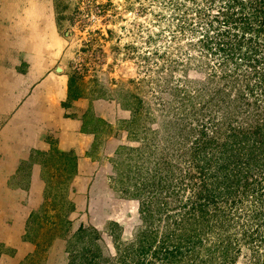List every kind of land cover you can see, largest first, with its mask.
I'll list each match as a JSON object with an SVG mask.
<instances>
[{
  "label": "trees",
  "instance_id": "16d2710c",
  "mask_svg": "<svg viewBox=\"0 0 264 264\" xmlns=\"http://www.w3.org/2000/svg\"><path fill=\"white\" fill-rule=\"evenodd\" d=\"M168 2L180 11L171 18L177 21L171 42L184 28L199 35L187 43L184 60L171 59L175 65L197 61L205 68V78L188 82L196 95L188 86L173 88L191 117H184L179 137L169 141L171 153L154 143L148 156L138 152L133 172L127 165L123 177L133 183L122 192L138 202L140 219L133 238L123 241L114 224L106 238L81 227L68 264H235L243 251L247 264H264V0H185L189 8L183 0ZM78 98L70 78L68 102ZM195 98L205 101L196 105ZM35 155L43 157L45 188L24 237L36 248L22 264H32L68 232L66 217L73 211L66 186L76 173L75 155L55 147ZM48 198L60 203L61 226L44 231H52L50 239L45 234L32 240L29 225L49 217Z\"/></svg>",
  "mask_w": 264,
  "mask_h": 264
},
{
  "label": "rangeland",
  "instance_id": "374dc122",
  "mask_svg": "<svg viewBox=\"0 0 264 264\" xmlns=\"http://www.w3.org/2000/svg\"><path fill=\"white\" fill-rule=\"evenodd\" d=\"M184 4L188 8L192 5ZM54 8L59 34L66 43L59 68L68 80L73 79V90L82 102L81 113L75 116L82 122V131L94 135V142L86 152L82 173L76 176V167L66 186L67 199L73 204V211L66 217L68 232L54 239L48 251L38 255L32 264H68L73 239L81 227L106 238L114 224L123 241L133 238L140 219L138 202L125 198L122 192L125 185L133 183L123 177L128 175L127 165L130 163L133 172L140 161L136 158L138 152L148 156L149 146L154 143L166 145L171 153L174 145L169 141L179 137L184 117H191L187 115L186 101L182 106V96L178 97L173 88L177 83L180 89L188 86L187 91L196 95L195 85L188 82L202 80L206 75L204 66L197 61L188 67L172 62L171 59L184 60L187 43L199 35L184 28L177 35L179 39L171 42L177 28V21L171 18L180 11H174L168 0H54ZM189 52L199 54L196 50ZM142 57H148V62L144 63ZM183 67H187L186 72ZM207 90L203 91L204 99L208 98ZM204 101L191 100L196 105ZM72 102L67 101L66 108ZM33 160L41 164L43 157L35 155ZM44 174L42 167L43 181ZM52 198L47 199L49 217L45 215L44 220L39 216L29 225L32 240L46 236L50 239L52 231H44L54 229V224L61 226L60 203ZM28 220L22 242L31 250L17 256L15 248L0 243V264H22L35 251V244L24 240ZM245 252L235 264H247Z\"/></svg>",
  "mask_w": 264,
  "mask_h": 264
},
{
  "label": "crops",
  "instance_id": "0c3cea01",
  "mask_svg": "<svg viewBox=\"0 0 264 264\" xmlns=\"http://www.w3.org/2000/svg\"><path fill=\"white\" fill-rule=\"evenodd\" d=\"M65 44L54 0H0V122L5 121L0 124V243L15 248L17 256L31 250L22 236L45 188L42 167L32 155L48 153L53 143L77 157L79 176L94 142L75 116L82 102L63 107L68 78L56 68Z\"/></svg>",
  "mask_w": 264,
  "mask_h": 264
},
{
  "label": "water",
  "instance_id": "95a60500",
  "mask_svg": "<svg viewBox=\"0 0 264 264\" xmlns=\"http://www.w3.org/2000/svg\"><path fill=\"white\" fill-rule=\"evenodd\" d=\"M56 71H57V72H61V68L57 67V68H56Z\"/></svg>",
  "mask_w": 264,
  "mask_h": 264
}]
</instances>
